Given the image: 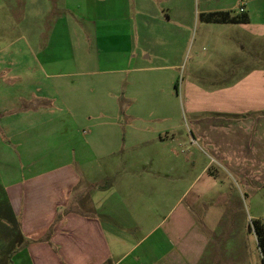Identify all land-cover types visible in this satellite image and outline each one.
<instances>
[{
	"label": "crops",
	"instance_id": "1",
	"mask_svg": "<svg viewBox=\"0 0 264 264\" xmlns=\"http://www.w3.org/2000/svg\"><path fill=\"white\" fill-rule=\"evenodd\" d=\"M130 1L127 0V3L130 4ZM185 1L188 3V14L175 11L174 16L171 12L159 14L156 11L154 18L149 17L146 21L163 25L165 34H171L179 41L190 34L195 20L196 26L201 23L200 41L209 43V36L220 29L223 39L231 42L222 63H213L214 70H203L205 63L190 66L191 79L183 87L187 109L197 115L193 120L192 133L205 138L206 146L212 152L210 154L202 149L206 159H210L197 177L207 172L212 161L223 165V171L237 179L260 176L264 171V0H173L177 8ZM39 2H43L44 10L48 12V1ZM65 8L70 10L67 6ZM214 12H230L231 16L244 17L246 21L223 23L204 19V16ZM72 15L93 26L90 35L84 32L80 37L81 41L92 42L88 47L91 53H81L76 60L72 46V56L66 57L62 43H58L60 48L54 43V29L50 31L49 26L44 40L46 33L38 28L25 47L33 59L29 63L30 68L23 73L20 68L24 65L21 61H14L18 71L12 76L18 83L24 84L23 81L29 79L47 87L52 86L54 78H63L79 67L92 66L96 69L92 74L96 78L90 79L94 85L90 82L91 86L85 88L88 94H74V105L70 103V94H61L62 105L66 103L63 106L53 104V97L46 94L47 89L0 96L12 104L3 105L0 109V189L7 196L8 206L17 218L23 235L22 243L25 240L24 244L16 247L9 264H201L206 260L209 240L204 233H199L195 224V215L205 211L200 203L194 201L177 214V221L184 223L187 219V226L191 224L185 231L182 226L179 227L175 233L177 236L169 233L171 239L163 234L152 238L153 233H148L135 242L129 230L140 229V226L130 203L115 195L102 204L100 196H97V184L100 183L96 176L102 170L101 161L110 158L109 171L112 174L117 154L125 149L128 150L123 158L128 161L123 163L126 168L122 171L123 180L116 182V189L113 182L110 192L129 194L125 178L131 172L125 165L128 166L131 161L139 164L138 176L143 180L153 177L156 187L164 185L167 178H174L180 185L182 161L180 155L172 150L176 144L181 148V142L173 139V147L169 144L166 149L167 145L161 141L164 154L150 156L143 154L142 150L131 154L130 149L134 146L147 144L149 134L157 136L163 131L146 123L134 126L131 117L135 110L119 106L117 94H110V108L97 106L102 103L101 94H96L97 66L104 61L102 55H107L109 63L124 62L125 67L121 71L132 70L138 59L135 49H131L129 35L132 25L138 26L139 23L132 19L130 12L126 10L123 17L117 18L121 20L119 28L115 24L101 23L100 14L93 21L79 16L82 15L80 12ZM173 18L189 21L173 25ZM104 33L120 36L122 45L112 48L103 43L100 36ZM55 48L59 49L58 57L54 55ZM117 51L119 54H115ZM139 64L138 69L142 71L157 68ZM67 67H72L73 71H66L64 68ZM172 76L169 72L168 77ZM204 82L217 85L206 87L202 85ZM24 102L27 105H22ZM143 112L153 114L151 108ZM162 114L171 118L172 110L163 109ZM121 117L127 119V123L121 122ZM232 120H236L238 125L230 124ZM167 127L169 130L176 128ZM217 130H222L225 138L218 141L210 139ZM252 130L256 134L253 138L250 137ZM237 131H240L241 138H227L231 132ZM151 163L157 166L151 168ZM162 163L169 164V170L163 169L160 166ZM73 164L86 170L84 178L83 172L82 175L77 174ZM215 174L212 173L209 178L216 179ZM81 182L83 186L79 187ZM88 186L94 187V192L88 190ZM170 188L178 189L179 186ZM129 207L132 211L126 213ZM157 209L154 206L149 212L153 215ZM103 215L106 216L104 219ZM5 225L6 222H0L4 234ZM4 237H0V264H7L9 253ZM193 244L195 248H192Z\"/></svg>",
	"mask_w": 264,
	"mask_h": 264
},
{
	"label": "rangeland",
	"instance_id": "2",
	"mask_svg": "<svg viewBox=\"0 0 264 264\" xmlns=\"http://www.w3.org/2000/svg\"><path fill=\"white\" fill-rule=\"evenodd\" d=\"M39 1L0 0V72L3 71L0 73V96L2 94H29L30 91L38 92L47 89L46 94L53 97L54 105H66V103L63 105L61 103V94H70V103L74 105L75 100L72 98L75 96L74 94L76 96L77 94H88V92L85 93V88L88 85L91 86L90 82L94 85V82L90 81L91 78H96L92 75L95 74L96 69L94 67L76 68V72L63 78H54L52 86L46 87L40 82L29 79L24 80V84L18 83V80L12 76L18 71L14 61H21L24 66L20 69L26 73L27 69L30 68L29 63L33 59L30 52H26L25 47L27 43L32 41V35L38 28L45 31L46 34L43 38L45 40L49 33V26L50 31L51 28L54 29L53 39L57 47L60 48L58 43H62L66 57H70L73 46V57L78 60L81 53L87 55L91 53L88 47L92 45V42L81 41V33L86 32V35L87 33L90 35L91 29L94 28L88 21L84 22L81 18H76L72 13L80 12L83 16H79L92 21L97 19L100 14L99 21L101 23L111 26L115 24L119 28L121 20H117V18L123 17L122 14L128 10L132 19L139 23L138 26L132 25L129 35L131 49H135L138 59L134 62L132 70L121 71L120 69L125 67L124 62L109 63L106 59L107 55H102L104 61L97 66L96 84V94H101L100 101L102 103L97 104V106L110 108V94H117L119 106L128 110H135V114L131 117L134 126L146 123L163 131L161 134L157 133V136L149 134L147 144L140 145V147L134 146L130 149L131 154L141 150L143 154L150 156L164 154L165 149L161 147V141L167 145L166 149L169 148V144L173 147L171 143L173 139L176 142L180 141L181 148L176 144L172 151L180 155V161H182L180 170L183 175L180 185L174 178H167L164 180V185L156 187L153 177L148 176L143 180L138 176L137 172L140 169L137 170V167L139 168V164L131 161L128 166L125 165L127 170L131 172L130 176L125 178L129 194L127 196L122 195L120 191L115 192L114 190L110 192L109 189L113 188L111 186L113 182L116 189V182L123 180V172L126 170L123 163L128 161L123 158L128 150L125 149L124 152L121 151L117 154L112 174L109 171L110 158L108 161H101L102 170H99L96 176L98 183H100L97 184V196H100L102 204L109 202V198L115 195L127 200L125 203H130L133 211H135L133 213L136 217L135 220L140 226V229L129 230L133 234L135 242L148 233V235L153 233L152 238L163 234L167 239H171L169 233L174 235L179 227L182 226L183 231H185L191 224L187 226L189 223L187 219L184 223L181 220L177 221L176 216L185 206L196 201L198 204L200 203V206H204L205 211L202 213L199 211L195 215V224L199 228V233H204L209 240L208 250L205 253L208 258L204 257L206 260H203L201 264H264L254 231L255 220H261L264 223V171L260 176L249 178L247 176L237 179L225 173L223 165L212 161L207 167V172L197 177L201 168L210 159H206L202 149L210 154L212 152L210 147L206 146L205 138L192 133L193 120L197 115L187 109L183 87L185 82L191 79L190 66L193 64L195 66L199 63H205L203 70H214V62L218 65L222 63L226 48L231 43L223 39L222 30L214 31L209 36V43L204 40L200 41V36H202L200 34L201 23L198 21L199 26H196L194 20L190 34L177 41L171 34H165L166 28L162 29L163 25L146 21L149 17L154 18L156 11L159 14L171 12L174 16L175 11L176 13H183V15L184 13L188 14L187 1L178 4L177 8L173 0H170V3L168 0H146L141 4L140 2L144 0H131L130 4L127 3V0H47L48 12L44 10L43 2ZM66 6L70 10H66ZM139 6L142 7L141 10H139ZM167 7H171V9L169 10ZM43 14L46 15L43 16ZM188 21L189 19L184 21V18H180V20L173 18L171 23L175 25ZM166 26L171 28L170 25ZM82 37L84 36L82 35ZM100 37L103 39V43H107L112 48H119L122 45L121 37L118 35L104 33ZM103 45L107 47V45ZM5 48L9 49L2 51ZM118 52L115 54H119ZM54 55L55 57L60 56L59 49H54ZM138 61L140 62L139 65L146 64L157 68L142 71L138 69ZM64 69L73 71L72 67ZM169 72L173 74L172 78L168 77ZM87 74H91V76ZM204 83L202 85L206 87L217 85L209 82ZM149 92L171 94H148ZM3 105L12 104L9 100L0 98V109ZM22 105H27V103L24 102ZM150 108L153 114L147 115L143 112V110ZM168 108L172 110L171 118L162 114V110ZM256 114L259 113L254 115ZM120 121L127 123V119L125 120L123 117ZM230 124L236 126L238 122L232 120ZM168 125L176 126V128L169 130ZM221 133L222 130H217L209 138L216 141L222 140L225 135ZM240 134V131L231 132L227 138L238 139L241 138ZM255 135L254 130H252L250 137L253 138ZM150 166L151 168L156 167L157 164L151 163ZM160 166L166 170L170 168L169 164L165 163ZM73 167L78 175H82L83 172L82 177L84 178L86 170L81 165L78 168L76 164H73ZM214 172L216 179H210L209 175ZM158 181L159 183L162 182L161 180ZM82 186L83 183L81 182L79 187ZM174 186H179V188H170ZM94 189V187L88 186V190L91 192H94ZM154 206L158 209L152 215L149 209L154 208ZM132 208L129 207L126 213H130ZM105 217V215L102 216L103 219ZM2 229L0 227V235L5 236L4 238L9 245L11 237L5 229L6 233H2ZM5 248L7 250V244ZM192 248H195V244L192 245Z\"/></svg>",
	"mask_w": 264,
	"mask_h": 264
},
{
	"label": "trees",
	"instance_id": "3",
	"mask_svg": "<svg viewBox=\"0 0 264 264\" xmlns=\"http://www.w3.org/2000/svg\"><path fill=\"white\" fill-rule=\"evenodd\" d=\"M204 19L209 22H223V23H237L246 21V18H237L230 15V12H214L204 16ZM0 222H6L5 230L10 235L11 241L8 245L7 242V255L6 263L9 264L12 261L13 253L16 249L15 246H19L22 243V233L11 207L8 206L7 196L1 192L0 189ZM254 231L257 237V243L262 254V259L264 261V223L261 220H255ZM18 244V245H17Z\"/></svg>",
	"mask_w": 264,
	"mask_h": 264
},
{
	"label": "built area",
	"instance_id": "4",
	"mask_svg": "<svg viewBox=\"0 0 264 264\" xmlns=\"http://www.w3.org/2000/svg\"><path fill=\"white\" fill-rule=\"evenodd\" d=\"M241 11H242V9H241Z\"/></svg>",
	"mask_w": 264,
	"mask_h": 264
}]
</instances>
